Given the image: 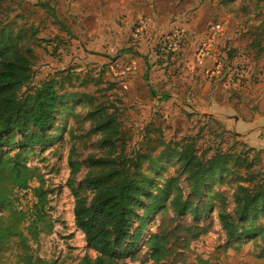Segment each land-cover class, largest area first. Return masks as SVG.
Segmentation results:
<instances>
[{
    "label": "rangeland",
    "instance_id": "rangeland-1",
    "mask_svg": "<svg viewBox=\"0 0 264 264\" xmlns=\"http://www.w3.org/2000/svg\"><path fill=\"white\" fill-rule=\"evenodd\" d=\"M40 1L55 7L56 18L39 6ZM128 1L135 8L133 16L126 14L127 4L123 0H0V31L9 28L26 43L33 64V86L56 79L60 95L66 99L49 129L54 139L60 138L58 143L21 154L23 162L40 170L44 184L21 179L16 188V196L30 210L32 219L45 215L53 225L52 233L42 234L39 244L30 243L35 256L47 262L80 264L85 256L96 257L76 226L69 161L74 155V161L81 165L74 186L86 188L88 160L104 155L101 135L91 118L101 105L120 115L129 137V155L143 153L144 143L148 142L145 136L156 129L168 143L193 139L199 154L207 157L217 152H240L242 144L249 148L245 141L226 132L221 123L200 120L170 101L164 104L154 99L147 73L158 97L174 92L185 102L192 101L200 107L231 103L247 121H252L255 114L264 117V55L257 58L249 48L264 19L263 4L258 6L252 0H150L142 7L139 0ZM164 8L168 9V18L156 19L154 14ZM140 18L151 21L144 41L154 38L155 22L170 26L147 50L136 34ZM215 22L225 24L227 36L218 43L214 60L199 66L196 48L209 25ZM170 34L181 37L182 47L177 55L164 49V37ZM134 63L138 72L121 75ZM209 71L217 72V76L210 77ZM67 73L82 80L69 88ZM250 159L260 165L255 170L264 178V151H255ZM149 170L152 168L147 165L146 171ZM157 171L160 177L155 180L156 185L179 177L186 196L191 194L188 178L178 166L163 163ZM236 190L237 180L229 175L204 188L200 204L205 213L201 224L209 227V233L191 243L185 252L186 264H264L259 239L231 242L222 229L218 204L211 194L219 192L227 197L229 212L234 213ZM83 195L92 198L91 191L85 190ZM165 210V221L173 229L196 224L190 217H177L169 204ZM142 213L139 211V215ZM7 214L0 210V218ZM162 217L161 213L153 217L146 239L159 232ZM179 235L185 241L186 236ZM6 248L3 264H16L24 252L20 241L13 239ZM140 251L143 254L136 264H154L148 258V249L141 247ZM177 264L183 262L178 259Z\"/></svg>",
    "mask_w": 264,
    "mask_h": 264
},
{
    "label": "trees",
    "instance_id": "trees-1",
    "mask_svg": "<svg viewBox=\"0 0 264 264\" xmlns=\"http://www.w3.org/2000/svg\"><path fill=\"white\" fill-rule=\"evenodd\" d=\"M252 1L264 5V0ZM39 6L56 18L50 2L40 1ZM257 30L249 48L260 58L264 55V19ZM29 53L20 35L9 28L0 31V210L8 213L0 218V264L13 239H18L24 249L16 264H55L36 257L30 246L31 242L39 244L42 234L52 233L49 217L32 219L30 210L16 196V188L21 179L44 184L40 170L23 162L21 154L58 143L60 138L54 139L49 129L66 99L60 95L56 79L33 86ZM67 75L69 88L82 80ZM145 76L149 80L148 73ZM91 118L101 135L104 155L88 160L89 172L84 180L87 189L74 186L81 165L74 161V155L69 161L76 226L96 253L95 258L85 256L80 264H136L143 254L141 247L148 249V258L154 264H177L178 259L186 264L185 252L191 243L209 233V227L201 224L204 188L225 175L237 180L234 213L229 212L227 197L219 192H212L211 197L218 204L219 221L227 239H259L264 252V178L255 170L260 165L250 159L255 151L242 144L240 152H217L207 157L199 154L193 139L168 143L156 129L145 136L148 142L144 143L143 153L129 155V137L116 110L101 105ZM13 152L16 153L12 155ZM163 163L178 166L187 176L191 185L188 197L179 177L156 185L160 177L157 168ZM147 165L152 170L146 171ZM85 190L91 191L92 198L83 195ZM168 204L177 217H190L196 224L169 227L165 221ZM139 211H143L142 215ZM159 213L163 214L159 232L147 240L148 225ZM180 233L186 236L185 241Z\"/></svg>",
    "mask_w": 264,
    "mask_h": 264
},
{
    "label": "water",
    "instance_id": "water-1",
    "mask_svg": "<svg viewBox=\"0 0 264 264\" xmlns=\"http://www.w3.org/2000/svg\"><path fill=\"white\" fill-rule=\"evenodd\" d=\"M166 97L159 98L164 100ZM171 98V97H170ZM175 101L176 99L173 98ZM182 108L190 115L199 116L203 119L206 116L207 122H211V119L217 121H225L228 126V132L236 136L240 141H245L249 148L254 151H264V118L255 114V122L251 124L245 123L239 114L232 108H218L208 111H200L196 109L191 102L177 101Z\"/></svg>",
    "mask_w": 264,
    "mask_h": 264
},
{
    "label": "built area",
    "instance_id": "built-area-1",
    "mask_svg": "<svg viewBox=\"0 0 264 264\" xmlns=\"http://www.w3.org/2000/svg\"><path fill=\"white\" fill-rule=\"evenodd\" d=\"M150 28L151 21L148 18H140L136 25L137 37H145L146 35H148L150 33ZM226 36L227 28L224 23L215 22L209 25L202 41L198 44L195 52L196 62L199 66H204L214 60L216 47L220 41L226 38ZM164 38H166L163 44L165 51L176 55L179 54L182 47L181 37L170 34L168 36L165 35ZM134 70L136 69L130 66V68L123 71L121 75H126L128 72L130 73ZM208 74H210V77L212 78L217 76V72L215 71H213L212 73L211 71H209Z\"/></svg>",
    "mask_w": 264,
    "mask_h": 264
},
{
    "label": "crops",
    "instance_id": "crops-1",
    "mask_svg": "<svg viewBox=\"0 0 264 264\" xmlns=\"http://www.w3.org/2000/svg\"><path fill=\"white\" fill-rule=\"evenodd\" d=\"M150 0H139V2L141 3V5H142V7H144L145 5H148V2H149ZM123 2H125L124 4H127V6H126V14H129V15H132L131 14V12L133 11V12H135V8H134V6L133 5H131L130 3H129V1L128 0H123ZM167 14H169L168 13V9L167 8H164L163 9V11L162 12H159V14H154V17L156 18V19H158L159 17H161V19L164 21L165 19H167L168 18V16H166ZM133 16V15H132ZM155 19V20H156ZM156 24H155V33L153 34V37L154 38H150L149 40H147V41H144L145 39L142 37H138L139 39H143L142 40V42H141V46L143 47V49L144 50H147V47L149 46V45H152L153 43L155 44V42H158V39L161 37V36H163L164 34H166V31H168L169 30V24H164V23H162V24H159L158 25V23L157 22H155ZM133 68H135L136 70H134V71H137L138 72V67H137V65L134 63L133 65H131ZM149 78V77H148ZM151 82V80L149 79V81H148V85H149V88L151 89V93H154V95H155V97H156V100L158 101L159 100V98H162V97H166L164 100H160V101H164V104L165 103H167V102H171V103H173V105H175L177 108H180V109H182V110H184L183 108H182V106L177 102V101H181V102H185V100H183L182 98H180L179 97V95H177V94H175L174 92H172V93H165V94H162V96H160V97H158L157 95V91H156V89H154V87H153V85L150 83ZM153 96V95H152ZM155 97L153 96V98L155 99ZM171 97V98H170ZM173 98H175L176 99V101L173 99ZM191 103H192V105L196 108V109H198V110H200V111H208V110H214V109H218V108H222V109H226V108H232L233 110H235L238 114H239V116L241 117V119L245 122V123H247V124H251V123H254L255 122V115H254V117H253V120L252 121H247V120H245L241 115H240V113H239V111L238 110H236L234 107H233V105L230 103V104H221V103H215V104H212L210 107H200V106H198V105H196L194 102H192V101H190ZM185 111V110H184ZM260 116V115H259ZM195 117H197V118H199L200 120H201V118L199 117V116H195ZM260 117H262V116H260ZM262 118H264V117H262ZM207 117L206 116H204L203 117V119L202 120H206L207 121ZM212 121L211 122H216V123H218V124H222L227 130V132H228V126H227V124L225 123V121H217V120H215V119H211Z\"/></svg>",
    "mask_w": 264,
    "mask_h": 264
}]
</instances>
